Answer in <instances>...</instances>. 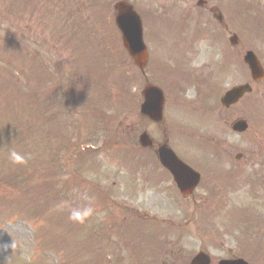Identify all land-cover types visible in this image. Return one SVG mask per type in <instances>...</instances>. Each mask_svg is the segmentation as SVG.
I'll use <instances>...</instances> for the list:
<instances>
[{
    "label": "rangeland",
    "instance_id": "rangeland-1",
    "mask_svg": "<svg viewBox=\"0 0 264 264\" xmlns=\"http://www.w3.org/2000/svg\"><path fill=\"white\" fill-rule=\"evenodd\" d=\"M116 1L0 0V264H98L99 256L103 264H188L200 250L214 261L233 246L234 256L264 264V178L262 185L250 182L264 168V80L223 110L221 94L250 82L241 53L230 54L226 32L219 31L224 49L214 39L196 41L197 57H165L153 44L173 32L182 40L184 29L160 16L150 22L151 43L146 36L152 50L142 74L121 46ZM149 5L156 7L140 0L137 8ZM218 6L227 35H237L264 67V33L257 27L262 23L244 15L246 0ZM261 12L264 22V0ZM189 33L192 40L190 27ZM216 63L215 78L203 79V85L190 80L213 76ZM146 83L165 92L161 126L148 125L139 114ZM185 111L192 115L191 133L184 122L191 120L181 116ZM239 118L248 123L241 135L230 130ZM145 130L158 140L164 132L175 141L178 134L195 137L197 155L205 153L208 165L229 170L228 201L157 202L145 196L141 166L154 162L138 145ZM13 150L26 157L24 165L11 162ZM203 195L200 190L202 201ZM248 203L256 211L252 229L246 211L240 226L230 217L225 223L215 218ZM87 205L94 211L84 223L70 219L72 208ZM147 215L164 220L160 247L151 240L152 221L146 222V240L141 231L140 219ZM237 236L242 240L233 245ZM11 239L16 248L5 251Z\"/></svg>",
    "mask_w": 264,
    "mask_h": 264
},
{
    "label": "flooded vegetation",
    "instance_id": "flooded-vegetation-1",
    "mask_svg": "<svg viewBox=\"0 0 264 264\" xmlns=\"http://www.w3.org/2000/svg\"><path fill=\"white\" fill-rule=\"evenodd\" d=\"M260 1L261 0H254L255 11H257L258 6L260 5ZM150 2L154 3L156 7H148L143 11H140V16L142 17V25L144 24L146 30L150 26V22H152L156 17L159 16L163 17L164 19L166 17L167 22L175 24L176 27H182L185 29V27L189 26L192 28V40L190 39V36H185L182 40H180L178 39V37L176 38L175 32H173L174 35L161 38V41L156 42V45L152 43L155 48H158V50L160 51L159 53L163 54L165 57L179 56L182 59H193L199 54L198 50H194V47L197 44L196 41H198L200 45L201 43H204L206 41L208 42L211 38V35L214 32V18H216L217 20V27L221 28V33L227 27L222 17L217 14V11L219 10L218 4L220 3L223 7V0H150ZM224 3L226 4L227 0H224ZM219 37L220 35L218 34V38ZM151 39L152 38L150 36L149 43H151ZM155 53L158 52L156 51ZM145 120L148 125L153 126H161L165 123L164 119L160 123H153L146 118ZM189 127L190 124L188 125V128ZM143 132L147 135L149 140H151V146L143 148V150L148 153L149 159H152V161H154L150 163L148 160H144L146 162L141 166V170L143 172V183L146 186L143 189V193L145 192V196L147 193L152 201L158 200L157 202L163 200L180 199L184 202L194 203L197 202L198 199H201V197H198L196 190L186 198L181 197L173 181L172 174L165 167H163L158 160V151L161 146L169 147L175 153L176 150L173 146L181 147L183 150L188 151L184 148L190 144L189 135L178 134V141H175L174 137L172 138L170 136H167V133L164 132L163 137L158 140L154 135L152 136L151 133H148L146 130ZM159 132L160 131L157 130V133ZM183 153L186 157L182 160L188 163V154H186V152ZM200 172L201 183L203 176L207 177V174L203 169H201ZM208 183H206V187L209 188L210 183ZM215 197L219 196L216 195ZM142 220L143 224L145 223L144 230H142L144 235H147L148 223L146 222L152 221V226H149L152 234L155 236H160V228L158 227L159 220L157 218H151L149 215H147L143 217ZM227 251L228 253L232 254V251L230 249H228Z\"/></svg>",
    "mask_w": 264,
    "mask_h": 264
},
{
    "label": "water",
    "instance_id": "water-1",
    "mask_svg": "<svg viewBox=\"0 0 264 264\" xmlns=\"http://www.w3.org/2000/svg\"><path fill=\"white\" fill-rule=\"evenodd\" d=\"M116 7L118 9L116 23L123 35V45L131 55L135 65L140 70H143L147 61V54L142 42L139 19L130 7H127L122 3L118 4ZM244 61L250 69L252 79L254 81L261 80L264 75L263 70L253 53L248 52L244 57ZM250 92L251 88L248 84L234 87L222 96L221 103L224 106L229 107L230 105L236 103L244 94ZM142 95L144 97V102L140 107L141 113L149 116L152 120H160L163 106L162 92L156 87L146 85L142 90ZM246 128L247 125L244 121H238L233 125V130L238 132H243ZM140 143L142 145L147 143L145 135H141ZM208 262L209 261L204 254H199L191 261L190 264H208ZM220 264L229 263L222 262Z\"/></svg>",
    "mask_w": 264,
    "mask_h": 264
},
{
    "label": "clouds",
    "instance_id": "clouds-1",
    "mask_svg": "<svg viewBox=\"0 0 264 264\" xmlns=\"http://www.w3.org/2000/svg\"><path fill=\"white\" fill-rule=\"evenodd\" d=\"M9 159L15 165H24L26 163V157L21 153L13 150L9 153ZM93 207L91 205L76 207L70 210V219L74 222L84 223L92 214ZM11 249L12 252L16 248V242L11 239V243L5 246V251Z\"/></svg>",
    "mask_w": 264,
    "mask_h": 264
}]
</instances>
